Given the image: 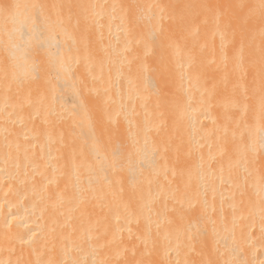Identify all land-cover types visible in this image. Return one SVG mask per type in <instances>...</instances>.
<instances>
[{"label": "bare ground", "instance_id": "obj_1", "mask_svg": "<svg viewBox=\"0 0 264 264\" xmlns=\"http://www.w3.org/2000/svg\"><path fill=\"white\" fill-rule=\"evenodd\" d=\"M0 264H264V0H0Z\"/></svg>", "mask_w": 264, "mask_h": 264}]
</instances>
